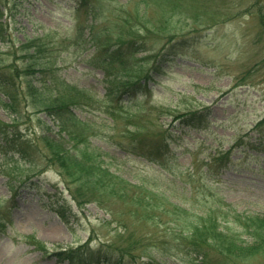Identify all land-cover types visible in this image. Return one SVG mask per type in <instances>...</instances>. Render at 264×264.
Wrapping results in <instances>:
<instances>
[{
	"label": "rangeland",
	"instance_id": "1",
	"mask_svg": "<svg viewBox=\"0 0 264 264\" xmlns=\"http://www.w3.org/2000/svg\"><path fill=\"white\" fill-rule=\"evenodd\" d=\"M190 3L191 7L196 5L198 9L190 13L185 31L195 32V42L184 50L181 48L182 54L176 61L164 64V75H155L154 84L152 79L149 80V85L155 87L152 97L140 95L153 111L157 110L151 104H176L180 96L176 97L174 93L183 92L195 99H184L189 105L181 99L179 112L190 105L205 112L203 106L195 104V100L209 106L210 120L197 130L176 122L172 116L161 117L164 128L171 133V145L177 154L171 163H174L178 175L174 172L168 175L169 179H164L165 174L159 171L158 166L127 154L118 146L121 142H128V139L122 134L125 122L117 127L108 121L106 111L111 106L117 108L115 101L100 100V105L93 107L91 113L77 110V114L99 132L89 139L93 147L107 153V162L117 176L152 188L161 187L178 196L177 191H182L184 186L183 180L188 179L187 174L194 169L199 171L201 166L202 173L198 176L210 186L204 187V183L199 182L203 188L189 196L192 197L190 204H199L201 200L209 204L222 197L241 212L264 214V139L261 144L260 139H255L261 131L264 134V126L254 132L249 131L264 117V0H192ZM74 6V0H0L3 11L0 21L4 27L3 33H0V71L6 76L11 74L12 70L6 68L14 60L11 53L17 50L20 43L29 44V38L41 32V28L54 29L66 37L77 22L89 23V15L77 14L72 10ZM227 15L236 18L223 22L227 20ZM148 38L149 43L156 44L152 46H158L162 39L157 38V32ZM94 51L83 48L72 54L66 53L70 57L66 59L67 65L61 74L103 95L106 70L101 60L105 55ZM148 52H137L134 58L117 62L112 74L119 79H128L126 70L138 74L137 69L142 68V75L147 71L151 73L154 58ZM19 57V60L24 58L25 61L27 54ZM21 94L23 97L18 106L23 115L20 117L21 113L17 115L15 112L11 115L5 104L11 99L0 86V98L4 100H0V119L11 123L14 116L19 118L21 138L35 140L40 150L26 160L21 153H15L10 148H6L9 149L6 154L0 146V198L10 200L16 195V204L11 206V222L7 229L0 230V264H55V259L47 258L36 250L38 244L26 241L25 235L36 236L51 247L75 248L89 241L87 244L92 247L111 245L113 248H134V244L139 242L133 250L136 260H128L127 257V264H184L171 256L165 260L161 252L151 246L159 239L156 228L130 217L125 201L110 203L114 217L94 202L78 207L71 200L58 168L47 163L49 150L46 144L41 139L40 142L36 140L44 127L31 113L32 101L29 96ZM39 116L52 123L48 113L42 112ZM47 132L54 134L53 131ZM247 132L250 133L248 136ZM243 134L246 140L256 144L255 151L250 152L261 157L246 154L245 148L235 149L233 163L219 172L207 174L208 166L202 167L204 158L208 160L217 150L230 148L235 139ZM0 143L9 142L0 139ZM66 144L71 147L72 142ZM173 177H176L174 181ZM63 197L68 199L63 207L69 222L55 210L56 200L61 201ZM3 213L1 210L0 215ZM245 263L264 264V253H257Z\"/></svg>",
	"mask_w": 264,
	"mask_h": 264
},
{
	"label": "trees",
	"instance_id": "2",
	"mask_svg": "<svg viewBox=\"0 0 264 264\" xmlns=\"http://www.w3.org/2000/svg\"><path fill=\"white\" fill-rule=\"evenodd\" d=\"M143 1H133L131 10L127 9V4L112 5L111 3L110 7H113L112 9L116 11V16H112L111 8L104 9V5L99 3V0H96L95 4L89 6L88 9L98 15L96 18L106 20L107 17L108 24L109 22L111 23L108 26H104V29L102 28L103 40L99 38L102 35L95 32V30H98L95 29L96 23L91 24V38H86V41H93L98 51L115 47L110 58L111 61L119 59V57L124 58L125 52L130 57H135V53L147 49L156 50L153 54L156 52L158 54L162 53L163 44L155 48L152 46L155 43H149L148 41V36L156 32L157 36H161L160 38L165 39L167 43L179 36L183 41L182 45H186L189 38L185 37V33L177 32V30L182 29L178 25L182 21L185 25V21L188 18L184 16L187 10L184 8L183 0H149V3L142 7L141 3ZM89 2L90 0H79L81 6L83 3L87 5ZM151 6L155 7L150 10ZM195 6L193 10L198 9ZM1 11L0 9V16L2 15ZM180 13H182V16L175 21L174 17L179 16ZM216 14L212 13V15ZM0 33H3L2 22H0ZM36 43L39 46L37 41ZM178 45V43H173L171 48L177 49ZM40 51L43 50L39 49V47L35 51L25 48L27 56L30 57L27 64L28 68L26 67V69L34 73L36 67H38L43 72L42 77L47 78L40 84L28 81L27 93L31 98L35 111H48L56 119L60 128L58 139L46 135L41 137L50 152L48 154L49 160L51 163L56 164L62 175L72 182L69 187L75 192L73 196L80 205L85 201L95 199L103 202L118 192L117 185L121 189L120 180H116L105 160L101 159L99 154L92 150L88 143L89 141L85 142L89 132L88 128L72 109L73 106L82 107V105L90 103L94 96H91L85 89L65 82L62 78L56 76L54 72H50L48 78L46 71L51 65L41 64L36 61V59L41 60L38 55ZM167 56L168 52L162 58L165 59ZM11 65L12 67L7 65L8 69L9 67L12 68L11 74L4 80L0 79V82H5L9 86V90L6 92L11 101L5 104L12 112L19 114V88L16 85L18 72L14 73L13 66L16 68L15 63ZM160 68L161 64L158 63L157 69L159 70ZM140 72L142 73L141 70ZM132 84L127 83L128 86ZM145 91L147 90L145 89ZM18 121L17 117L13 118V123L11 124L0 120V135L8 139L7 141L12 146L10 150L19 152L26 159H30L33 153L39 151L40 148L37 146L36 141L22 139L21 137L19 138V143H17L16 139L18 138H15L17 136L14 135L19 133ZM261 124H264V120L259 123V125ZM47 128L50 129L51 127L47 125ZM63 133L67 134V137L62 135ZM68 142H72L71 147L66 144ZM230 153L226 151L221 154L218 158L220 165L231 161ZM159 198V201L168 205L165 212L168 218L166 222H174L173 232L181 238V240H177L178 246L176 247L183 250L184 260L185 256L188 253L190 254V256L186 257V262L189 264H246L247 259L245 260V258L247 256L264 252V215L249 216L246 219L248 220L247 224H244L246 220H241L242 217L236 216L233 210L232 214L230 211L231 205L229 204H225L228 209H223V203H220L219 207H213L212 204L203 205L204 202H201V209L193 210L195 208L175 204L174 202L170 204V200L163 194H160ZM135 206L139 210L137 212L139 217L147 220L151 219L155 222L162 221L156 220L160 215L154 214L152 212L154 210L149 209L147 201L136 199ZM231 214L233 217H231ZM2 219L3 216H0V224L3 226ZM239 221L244 224L246 237L240 235L232 227L231 222L239 223ZM176 234L174 237L179 238ZM121 250L122 252L115 250V253L106 251L102 253L101 249L90 251V262H105L106 264L115 262V264H120V261L115 259L118 257L123 259L126 254H131L128 248H122ZM73 252L72 250L59 251L56 255L60 259L82 257V260L84 253H86L85 250L79 251V253ZM191 254H195V257ZM200 256L201 261L198 262V257Z\"/></svg>",
	"mask_w": 264,
	"mask_h": 264
}]
</instances>
